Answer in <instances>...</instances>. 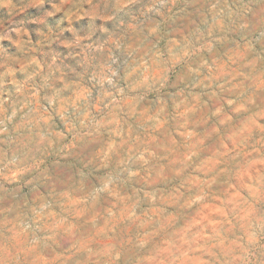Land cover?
Segmentation results:
<instances>
[{
    "label": "clouds",
    "instance_id": "obj_1",
    "mask_svg": "<svg viewBox=\"0 0 264 264\" xmlns=\"http://www.w3.org/2000/svg\"><path fill=\"white\" fill-rule=\"evenodd\" d=\"M0 264H264V0H0Z\"/></svg>",
    "mask_w": 264,
    "mask_h": 264
}]
</instances>
